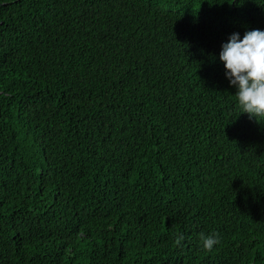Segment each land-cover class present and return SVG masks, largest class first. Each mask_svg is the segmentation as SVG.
Listing matches in <instances>:
<instances>
[{"label":"trees","instance_id":"1","mask_svg":"<svg viewBox=\"0 0 264 264\" xmlns=\"http://www.w3.org/2000/svg\"><path fill=\"white\" fill-rule=\"evenodd\" d=\"M252 29L264 0H0V264H264V117L218 59Z\"/></svg>","mask_w":264,"mask_h":264},{"label":"clouds","instance_id":"2","mask_svg":"<svg viewBox=\"0 0 264 264\" xmlns=\"http://www.w3.org/2000/svg\"><path fill=\"white\" fill-rule=\"evenodd\" d=\"M218 59L225 79L235 89L241 113L264 117V30H247L242 36L233 32L221 44ZM201 239L206 250H212L220 240L217 233Z\"/></svg>","mask_w":264,"mask_h":264}]
</instances>
